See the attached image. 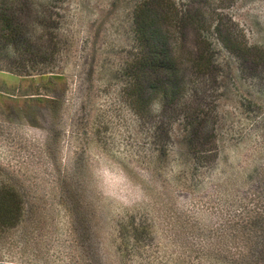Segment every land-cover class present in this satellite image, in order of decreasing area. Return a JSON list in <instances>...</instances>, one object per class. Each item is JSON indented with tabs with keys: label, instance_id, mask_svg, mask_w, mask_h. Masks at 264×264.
Returning a JSON list of instances; mask_svg holds the SVG:
<instances>
[{
	"label": "rangeland",
	"instance_id": "rangeland-1",
	"mask_svg": "<svg viewBox=\"0 0 264 264\" xmlns=\"http://www.w3.org/2000/svg\"><path fill=\"white\" fill-rule=\"evenodd\" d=\"M139 1L29 3L49 50L36 68L55 78L0 69V168L26 199L0 228V264H264V0H159L187 24L164 29L184 58L182 104L211 141L199 162L177 111L132 107Z\"/></svg>",
	"mask_w": 264,
	"mask_h": 264
},
{
	"label": "trees",
	"instance_id": "trees-1",
	"mask_svg": "<svg viewBox=\"0 0 264 264\" xmlns=\"http://www.w3.org/2000/svg\"><path fill=\"white\" fill-rule=\"evenodd\" d=\"M30 2L31 0H0V69L8 65L10 72L17 77L39 76V82L51 86L55 76L50 75L49 71L36 68L41 65L42 60L47 59L44 56L49 50L38 45L23 18ZM165 7L166 3L163 1L140 0L134 11L137 53L130 63L128 73L132 80L129 95L135 104L132 107L141 119L151 114V105L155 102L163 110L177 111L174 114L176 120L185 118L183 128L189 152L198 162L203 159L211 161L212 149L208 147L211 141L205 136L201 115L198 112L187 113L188 108L185 109L182 104L186 84L183 75L184 58L173 46L172 31L183 29L187 24L181 18H169ZM168 24L172 29L170 34L164 29ZM223 41L228 49L246 60L250 58L251 49L247 44L229 37H224ZM200 61L202 62V58ZM32 79L37 81L36 78ZM21 186L12 175L7 172L5 174L0 168V228L14 227L25 216L26 199ZM66 193L69 195V192Z\"/></svg>",
	"mask_w": 264,
	"mask_h": 264
}]
</instances>
